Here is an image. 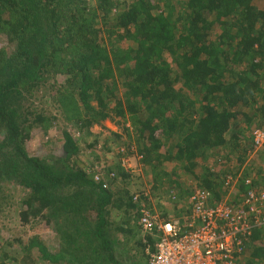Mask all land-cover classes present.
<instances>
[{
	"label": "trees",
	"instance_id": "trees-1",
	"mask_svg": "<svg viewBox=\"0 0 264 264\" xmlns=\"http://www.w3.org/2000/svg\"><path fill=\"white\" fill-rule=\"evenodd\" d=\"M90 4L0 0V182H16L23 189L22 222L47 219L62 229L60 251L53 253L38 241L30 245L46 263L90 264L92 257V264H120L113 254L121 245L117 235L133 230L125 218L111 221V213L127 207L125 214L132 211L131 223L141 232V203L154 207L149 195L114 191L83 169L66 166L67 174L56 162L27 154L31 133L26 123L33 119L21 123L19 109L44 86L56 92L59 107L70 103L78 127L91 129L114 113L131 115L144 164L157 161L155 177L163 161L194 173L207 150L227 146L235 152L239 166L234 172L228 156L220 159L222 173L213 168L195 174L196 183L177 181L179 213L161 210L166 220L189 211V200L199 189L211 193L212 205L221 202L229 175L241 174L232 205H243L251 192L258 196L264 190V169L255 174L242 166L251 139L238 128L264 125V9L253 0H96L91 9ZM7 45L15 47L12 54ZM36 114L34 122L44 121ZM172 140L173 154L163 155L162 148L172 146ZM64 151L65 162L79 152L69 134ZM75 185L80 191L63 193ZM5 187L0 185L1 194ZM6 204L0 198V205ZM260 205L244 207L250 220H256L253 210ZM92 212L98 219L95 231L85 224ZM19 257L3 251L0 264H19ZM241 257V264H264L262 227L245 239Z\"/></svg>",
	"mask_w": 264,
	"mask_h": 264
},
{
	"label": "rangeland",
	"instance_id": "rangeland-1",
	"mask_svg": "<svg viewBox=\"0 0 264 264\" xmlns=\"http://www.w3.org/2000/svg\"><path fill=\"white\" fill-rule=\"evenodd\" d=\"M87 1H90V5H92L90 9L92 7L96 8V0ZM253 1L258 7L264 9V0ZM2 42H4V38ZM7 48L10 54L15 50L14 46L12 49L7 45ZM55 98L56 92L54 94L50 88L44 86L34 96L26 97L21 104V109H19L21 123L24 122L25 118L34 120L35 113L45 117L44 121L34 122L32 120L26 123V128L31 133L25 144L27 154L30 157H39L56 162L58 165L56 168H62L67 174L69 168L67 169L66 166L83 169L94 180L111 184L110 186L114 191L123 189L139 195L147 193L151 198V205L158 212L163 210L173 215L179 213L177 203H173L168 196L171 191L180 192V189L177 188V181L185 185L187 182H195V174L204 175L207 170L210 171L213 168L217 170L216 172L221 171L222 173L223 169L221 167L224 165L220 163V159L228 158V156L230 160L227 161V165L232 167L230 168L232 172L235 171L234 167L239 166L234 156L235 152H232L230 147L225 146L217 152L213 153L207 150L204 156L200 155L197 163L194 164V173L184 171L176 162L163 161L156 174L158 176L155 177L153 166L157 164V161L154 160L152 165L144 164L143 156H140V142L142 140H140L138 129L134 125L131 115L121 117L114 113L112 119L104 123H95L91 129L82 128L78 127L74 121L73 110H71L73 107L70 103H68L70 106L68 105L67 108L59 107L55 102ZM238 128L242 129L243 135H250V139L253 140L252 130L254 126L242 124ZM65 134H69L79 148V152L71 157V162H65L64 159L66 157L64 151ZM171 143L172 146L162 148L161 153L163 155L173 154L175 141L172 140ZM245 164H247V169L254 170L255 174L258 170L264 169V147L252 158H249L248 155L242 166ZM0 185L6 186L4 194L0 192V198H6L7 202L6 206L0 205V250H2L0 253L4 251L5 253L11 252L20 255L19 262H21L19 264H54L44 262L38 248L36 246L30 247V245L38 241L53 253L60 251L62 247V229L53 226L50 224V220L47 219L40 218L30 223L22 222L18 217V213L21 208L19 201L23 197V189L16 182L6 184L1 181ZM80 188L77 185L70 186L63 193H68L69 189L78 192ZM159 197L161 198L159 199ZM127 209V207L122 210L114 209L111 213L113 219L111 221L117 224L124 220L122 218H125L128 221L126 227L131 226L133 230V234L121 233L117 235L121 245L113 250L114 257L120 264H147L143 242L141 244V232L131 223L134 218L132 211H130V215L125 214ZM85 221L81 220L83 223ZM88 221L85 224L95 231V223H98L96 214L92 212L88 217ZM104 253L108 254L107 251ZM94 258L95 260L98 259L95 256ZM92 260V257L88 259L90 264H92ZM85 262L83 261L81 264ZM96 262L99 264H113L109 263L108 260ZM61 264L68 263L64 261ZM244 264L247 263L244 262Z\"/></svg>",
	"mask_w": 264,
	"mask_h": 264
},
{
	"label": "built area",
	"instance_id": "built-area-1",
	"mask_svg": "<svg viewBox=\"0 0 264 264\" xmlns=\"http://www.w3.org/2000/svg\"><path fill=\"white\" fill-rule=\"evenodd\" d=\"M252 138L249 158L264 147V125L252 130ZM240 177L241 174L227 176L224 181L227 195L214 205L211 204L210 192L197 190L189 200V211L178 218L166 220L163 212L149 209L146 203H141L138 224L147 263L241 264L245 239L252 236L257 227H264V190L258 196L255 195L257 191L251 192L243 205H232L233 186ZM169 196L173 203H177L175 192ZM140 197L141 194H137V198ZM256 202H260L259 207L262 208H254L257 217L252 221L244 207Z\"/></svg>",
	"mask_w": 264,
	"mask_h": 264
},
{
	"label": "crops",
	"instance_id": "crops-1",
	"mask_svg": "<svg viewBox=\"0 0 264 264\" xmlns=\"http://www.w3.org/2000/svg\"><path fill=\"white\" fill-rule=\"evenodd\" d=\"M213 153H214V151H213ZM219 155H220V154H219ZM140 156H142L141 153H140ZM243 167H244V168H247V164H245ZM262 229H264V227H262Z\"/></svg>",
	"mask_w": 264,
	"mask_h": 264
}]
</instances>
